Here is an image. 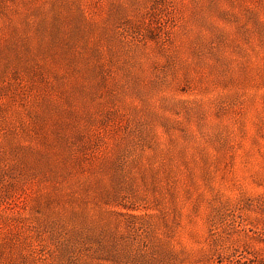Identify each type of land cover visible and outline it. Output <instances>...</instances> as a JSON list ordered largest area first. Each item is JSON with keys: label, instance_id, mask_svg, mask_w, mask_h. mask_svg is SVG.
<instances>
[{"label": "rangeland", "instance_id": "rangeland-1", "mask_svg": "<svg viewBox=\"0 0 264 264\" xmlns=\"http://www.w3.org/2000/svg\"><path fill=\"white\" fill-rule=\"evenodd\" d=\"M0 264H264V0H0Z\"/></svg>", "mask_w": 264, "mask_h": 264}]
</instances>
